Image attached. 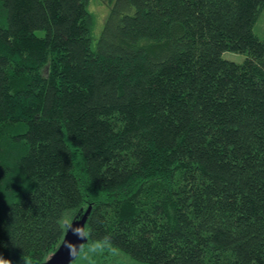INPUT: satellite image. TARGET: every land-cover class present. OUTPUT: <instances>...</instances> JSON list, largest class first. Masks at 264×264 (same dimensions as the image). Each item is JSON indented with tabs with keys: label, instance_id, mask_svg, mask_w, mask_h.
Masks as SVG:
<instances>
[{
	"label": "trees",
	"instance_id": "obj_1",
	"mask_svg": "<svg viewBox=\"0 0 264 264\" xmlns=\"http://www.w3.org/2000/svg\"><path fill=\"white\" fill-rule=\"evenodd\" d=\"M92 1L0 0V264H264V0Z\"/></svg>",
	"mask_w": 264,
	"mask_h": 264
},
{
	"label": "rangeland",
	"instance_id": "obj_2",
	"mask_svg": "<svg viewBox=\"0 0 264 264\" xmlns=\"http://www.w3.org/2000/svg\"><path fill=\"white\" fill-rule=\"evenodd\" d=\"M91 10L96 15L99 28L103 25L107 15L108 6L107 3L102 0H93L91 3ZM255 33L258 37L264 40V9L255 25ZM223 58L235 63L241 64L245 61L246 57L244 55L225 53ZM73 264H145L140 263L132 259L125 253L118 251L117 254L110 257L107 262H104L101 258L100 253L93 250H87L81 253L78 259Z\"/></svg>",
	"mask_w": 264,
	"mask_h": 264
},
{
	"label": "water",
	"instance_id": "obj_3",
	"mask_svg": "<svg viewBox=\"0 0 264 264\" xmlns=\"http://www.w3.org/2000/svg\"><path fill=\"white\" fill-rule=\"evenodd\" d=\"M91 207L66 228L64 238L53 256L43 264H73L79 257L81 248L88 242L85 234Z\"/></svg>",
	"mask_w": 264,
	"mask_h": 264
}]
</instances>
